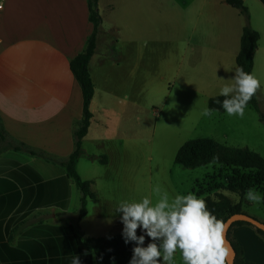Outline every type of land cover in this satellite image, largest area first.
<instances>
[{
  "label": "rangeland",
  "instance_id": "374dc122",
  "mask_svg": "<svg viewBox=\"0 0 264 264\" xmlns=\"http://www.w3.org/2000/svg\"><path fill=\"white\" fill-rule=\"evenodd\" d=\"M109 3H114L112 11ZM244 3L251 16L249 26L256 27L255 17L264 8L257 0ZM100 15L108 32H100L98 52L89 64L96 83L90 108L95 121L76 165L81 179L92 182L96 199L88 201L87 215L79 221L81 236L121 233L116 205L151 196L155 185L170 197L191 192L217 200L222 194L234 204L242 203L248 216L263 220L261 203L223 188L233 175L230 167L185 169L174 162L178 149L197 138L248 148L264 159V124L253 109L246 107L242 118L224 111L210 117L202 114L208 100L219 96L220 88L235 76L244 18L222 0H103ZM263 42L264 38L259 51ZM104 51L110 60L101 58ZM256 78L264 82L259 75ZM257 103L264 113V86L257 91ZM9 146H14L9 139L0 140V149ZM3 153L15 155L10 150ZM91 156H105L107 164L92 161ZM259 188L254 187L262 196ZM79 194L75 188L60 212L59 203L52 200L35 205L45 213H76ZM176 261L181 264L179 255Z\"/></svg>",
  "mask_w": 264,
  "mask_h": 264
},
{
  "label": "crops",
  "instance_id": "0c3cea01",
  "mask_svg": "<svg viewBox=\"0 0 264 264\" xmlns=\"http://www.w3.org/2000/svg\"><path fill=\"white\" fill-rule=\"evenodd\" d=\"M102 2L98 1L99 14ZM0 4V121L9 141L21 148L14 159L0 154V169L16 175L12 178L0 173V251L4 264H12L10 248H16L21 241L40 242L37 233L46 231L44 226L68 228L74 233L72 217L76 213H45L35 204L52 200L59 203L56 209L60 212L64 202L75 193V187L59 165L32 157L26 151L42 153L54 161L65 160L73 151V128L82 118V95L69 64L85 49L91 27L87 0H0ZM113 4L108 5L111 11ZM255 18L257 26L251 28L258 32L259 40L252 74L264 80V42L259 51L264 38V10ZM101 24L95 52H98L100 32H108ZM105 52L100 54L101 58L106 56ZM106 58L110 60V56ZM89 72L95 96L96 83L90 67ZM262 86L264 82L259 88ZM94 121L92 113L82 142L89 136ZM8 160L17 162V166L4 164ZM24 166L33 168L42 179L34 190L27 181L32 180V175ZM49 172L58 173L49 177ZM12 185L17 188L12 189ZM75 197L79 199L80 194ZM29 231L30 236H25ZM80 231L83 233L81 228ZM231 237L242 247L245 261L264 263V242L253 227H235ZM28 248L39 251L35 244ZM73 255L58 262L36 259L30 264H71Z\"/></svg>",
  "mask_w": 264,
  "mask_h": 264
},
{
  "label": "trees",
  "instance_id": "16d2710c",
  "mask_svg": "<svg viewBox=\"0 0 264 264\" xmlns=\"http://www.w3.org/2000/svg\"><path fill=\"white\" fill-rule=\"evenodd\" d=\"M98 1L87 0L88 21L91 31L86 41L85 49L73 57L69 64L82 95V118L73 128V151L62 161H54L52 158L33 150L26 151L32 157H38L42 154L44 156L41 158L43 161L52 165H59L63 168L65 178L71 180L73 186L80 193L79 208L76 211V219L74 221V233L72 235V232L68 228L44 226L46 231L37 233L40 242L32 241L30 243L37 245L39 251H36L34 248H28L30 244H25L21 241L16 248H10L9 250L10 262L12 264H30L36 259L58 262L59 260H66L72 254L79 256L82 264H128L132 256L133 245H125L121 233L108 237H83L81 236L79 227V221L87 214L88 201L96 199V195L91 191L92 182L81 179L76 170V163L83 154L82 139L86 136L92 120L90 105L94 96V84L89 72V61L95 52L96 36L102 22L98 11ZM259 1L264 6V0ZM223 2L235 9L245 20L246 24L242 28L239 51L235 58V63L237 67L252 74L253 55L257 48L259 34L249 26L250 14L243 0H223ZM223 99L225 98L222 96L210 98L207 102L208 108L224 111L219 104L215 103L216 100L223 101ZM247 107L257 112L260 121L264 124V113L259 110L256 93L249 101ZM5 139L8 138L0 121V140ZM9 150L16 153L21 151V148L17 146L2 147L0 152L3 153ZM90 159L104 165L108 161L105 156L98 158L91 156ZM4 162V164L17 166V162L12 160ZM174 162L185 169H195L209 164L230 167L233 175L228 178V183L223 187L224 189L243 198L248 189L260 186L259 191L264 196V159L248 148H233L220 144L210 138H197L185 142L178 149ZM23 169L29 170L32 175V180H27L30 184V189L34 190L39 187L40 185H36V183L42 179L37 172L30 166H24ZM240 170L255 171L256 173L252 175L243 174ZM0 173L4 174L3 176L5 177H16L12 171L0 169ZM11 188L16 189L17 187L12 185ZM216 196L217 200H212L209 196H206L204 200L208 210L218 219L225 221L234 214H246L243 211L242 203L238 202L234 204L222 194ZM261 204L264 216V202H261ZM261 222L264 223V217ZM243 225L251 226L244 222H235L227 233V239L235 252L233 264H251L245 261L242 247L231 237L232 229ZM255 232L264 242V233L258 229H255ZM30 234L29 231L25 236L29 237ZM3 259L2 252L0 251V264H4Z\"/></svg>",
  "mask_w": 264,
  "mask_h": 264
},
{
  "label": "clouds",
  "instance_id": "9594fccd",
  "mask_svg": "<svg viewBox=\"0 0 264 264\" xmlns=\"http://www.w3.org/2000/svg\"><path fill=\"white\" fill-rule=\"evenodd\" d=\"M229 80L231 83L218 92L225 99L215 103L227 116L242 118L260 81L240 67ZM214 111L217 109L205 107L202 114L210 117ZM245 198L255 204L264 202V196L254 188L248 189ZM114 213L119 214L123 226L124 244L133 245L128 264H177V255L181 264H233L235 253L226 239L230 223L213 215L205 200L194 193L170 197L155 185L151 196L139 201L122 200ZM71 264H82L81 258L73 255Z\"/></svg>",
  "mask_w": 264,
  "mask_h": 264
},
{
  "label": "water",
  "instance_id": "95a60500",
  "mask_svg": "<svg viewBox=\"0 0 264 264\" xmlns=\"http://www.w3.org/2000/svg\"><path fill=\"white\" fill-rule=\"evenodd\" d=\"M225 222L230 223V227L235 222H244V223H247V224L251 225L254 229H258V230H260V231H262L264 233V223L254 219V218H252V217H250V216H248L247 214H244V213L234 214V215L228 217L225 220ZM230 227L228 228L227 233H228ZM227 233H226V239H227ZM233 263H234V260H233Z\"/></svg>",
  "mask_w": 264,
  "mask_h": 264
},
{
  "label": "built area",
  "instance_id": "2783aa9c",
  "mask_svg": "<svg viewBox=\"0 0 264 264\" xmlns=\"http://www.w3.org/2000/svg\"><path fill=\"white\" fill-rule=\"evenodd\" d=\"M1 7H2V5L0 4V10H1Z\"/></svg>",
  "mask_w": 264,
  "mask_h": 264
}]
</instances>
